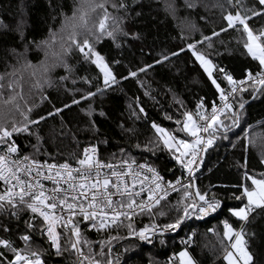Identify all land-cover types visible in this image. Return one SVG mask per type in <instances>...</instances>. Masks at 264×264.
<instances>
[{
    "label": "trees",
    "instance_id": "obj_1",
    "mask_svg": "<svg viewBox=\"0 0 264 264\" xmlns=\"http://www.w3.org/2000/svg\"><path fill=\"white\" fill-rule=\"evenodd\" d=\"M111 2L108 12L121 20L122 32L117 33L116 40L105 35L97 42L94 35L83 31L80 36L82 41L87 35L115 75L118 83L106 88L102 73L91 60L75 48L69 53L61 48L62 37L67 46L68 18L80 7L81 0H0V84L4 86L0 88V121L9 127L12 121H23L11 105L3 103L8 96L22 93L24 99L17 98L21 109L27 112L31 107L32 120L45 119L30 125L31 135H14L20 156L48 163L73 162L85 145L97 144L103 160L134 159L154 167L166 180H175L183 170L173 159L178 153L168 151L162 143L155 144L152 123L178 140L191 142L180 130L183 113H192L196 120L198 104L210 106L220 97L188 45L195 44L196 51L212 61L213 78L225 92L230 85L224 73L216 69L223 68L239 81L248 72H259V62L247 53L241 26H237L239 30L221 31L227 27L223 16L236 11L229 0H124L127 10L119 11L111 7ZM244 2L248 7H257L254 0ZM102 15L100 10L90 13L88 27L95 31L94 25ZM248 21L254 32L264 31V15ZM205 36L211 40L198 43ZM142 68L145 71H140ZM131 72L137 75L133 77ZM9 83L15 92L8 88ZM88 93L96 94L84 99ZM241 102L244 108L239 112ZM232 104L233 111L239 113L238 126L230 113L220 117L223 125L214 136L208 133L213 144L206 152L202 170L194 177L196 188L208 198L215 195L222 202L221 209L208 218L182 224L175 234L158 237L151 245L128 238L129 222L138 231L145 223L163 227L181 216L182 187L168 194L151 213L132 217L131 221L125 219L100 232L82 224V235L91 242V253L85 246V254L94 255L101 264L109 260L112 264H169L176 261L180 251L187 250L195 264H226L229 244L223 235V223L227 221L235 231L243 230L245 246L253 258L251 264H264V208L253 209L247 221H240L228 211L247 204L245 198H233L241 195L243 187H253L246 176L264 179V90L254 92L249 87L237 93ZM57 109L62 111L57 113ZM31 219L32 213L26 209L19 212L18 218L0 213V238L23 248L19 237L31 234L32 247L43 253L45 264H79L73 251L57 256L39 231H30L26 222ZM35 223L38 228L44 227L41 219ZM4 226L10 231L4 232ZM5 255L12 258L10 252Z\"/></svg>",
    "mask_w": 264,
    "mask_h": 264
},
{
    "label": "snow or ice",
    "instance_id": "obj_2",
    "mask_svg": "<svg viewBox=\"0 0 264 264\" xmlns=\"http://www.w3.org/2000/svg\"><path fill=\"white\" fill-rule=\"evenodd\" d=\"M109 2L110 0H102V2L81 0L80 7L74 10L72 17L68 18L67 27L70 31L67 34V46L63 42V37L61 43L64 53H69L72 48H75L85 58L91 60L103 74L106 88L118 83V81L104 56L93 48L87 35L82 41L80 36L83 31L94 35L97 42L105 35L113 41L116 40L117 33L122 32L121 20L108 12ZM229 3L236 11L234 13L229 11L223 16L227 27L222 28L221 31L239 30L237 26H241L242 33L246 34L244 47L251 58L259 62L261 70L255 74L248 72L246 79L237 81L230 74L225 73L223 68L216 69L224 73L223 78L230 85V90L225 92L217 79L213 78L215 65L203 53L196 51L195 44H189L188 49L191 50L196 61H199L208 79L219 93L222 107L218 108L213 105L211 114L198 111L196 116L203 123L194 120L192 113L187 111L183 113L185 120L180 130L195 138L192 143L183 139L178 140L173 133L155 122L151 125L155 130V144L159 146L162 143L168 151L178 153V155H173V159L188 172L189 176L194 175L196 170L194 166H198L200 152L206 151L207 147L213 144L212 138L205 141L200 133H209L210 137L214 136V131L223 125L220 116L229 113L233 118V124L238 126L239 115L233 111V104L229 102V96L235 98L237 93L242 94L248 91L249 87L254 92L264 90V31L256 33L248 24V20L253 16L264 15V0H254L255 5L260 10H257V7L246 6L244 0H229ZM111 7L119 11L120 9L127 10L128 6L124 0H119L118 3L112 0ZM98 10L102 11L103 15L99 19L98 25H94L95 31H93L92 28L88 27L89 15ZM77 12L79 16H77ZM109 21L112 22L111 25H109ZM123 34L127 35V33ZM214 35L218 36L219 33H214ZM204 40L210 41L211 37L205 36L198 43H203ZM47 43L46 41L45 44ZM209 47H211L210 43ZM178 54L173 53V55ZM167 59L168 57L165 56L164 60ZM157 62L161 63L162 61ZM65 67L67 68V65ZM45 70L47 69L45 68ZM140 71H145V69L142 68ZM130 75L135 77L137 73L131 72ZM2 80L3 77L0 76V81ZM257 85L259 87H256ZM3 87V84H0V88ZM8 88L15 92L11 83H9ZM98 91L103 90L98 89ZM95 94L88 93L84 99H89ZM17 98L19 100L24 99L22 93H16L3 100L5 105H11L23 117V121L20 123L12 121L11 127L0 121V181L5 186L3 192L0 193V213H8L17 218L22 210L26 209L32 213V219L26 222L28 229L39 231L41 236H46L50 248L55 250L57 256L70 249L78 256L79 264H101L94 255L84 252V247L87 246L91 253V242L83 237L82 224L100 232L112 225L122 224V217L131 221L132 217L138 214V211L139 213H151L161 200L167 198L169 189L179 191L176 185L181 183L180 180H177L175 184L165 182L164 177L148 164L137 165L134 159L131 161L123 160L119 165L101 162L98 158V149L95 146L83 150L82 158L77 160L79 167L76 168H73L69 163L42 164L27 155L21 157L14 135L23 133L31 135L30 125L39 124L45 117H40L38 120L30 119V113L33 109L28 107L27 112L23 111L17 102ZM25 103L27 102L25 101ZM73 103L78 104L79 101L73 100ZM65 107H71V105H65ZM197 107L203 109V102ZM239 108H244L243 102L239 104ZM60 111L62 109H57V113ZM140 111L143 112L144 109L141 108ZM166 118L171 119V117ZM176 123L180 124L181 122L177 120ZM224 127L227 126L224 125ZM210 129L213 131L210 132ZM145 150L151 149L146 148ZM105 168L110 170V175L102 173L101 170ZM126 177L131 178V184L125 179ZM245 178L251 180L254 187L251 189L243 187L241 195L233 198L236 200L246 198L247 204L243 207L228 209L231 215L240 221H247L253 208H264V179H256L251 176ZM43 181H50L53 187L46 188ZM137 185H139V191H136ZM183 187L185 190L182 198L184 201L183 214L174 222L165 224L160 230L161 235L167 231H176L186 219L193 216L196 219H203L212 213H216L222 207V202L215 195L208 198L207 193H201L198 189L193 194L191 183L185 184ZM144 192H147V201L138 200L137 198ZM114 197H118V199H114ZM57 210H59V214H57ZM36 219H42L44 227L38 228L35 223ZM126 227L130 236H135L139 240L149 243H151V237L159 229L158 225L152 224L151 226L145 225L137 231L131 222ZM223 228V235L225 239L231 242L232 249L226 251L224 257L227 264H251L253 258L245 246L243 230L235 231L227 221H224ZM3 231L9 232L10 229L4 226ZM19 239L24 244L23 248L16 247L9 239L0 238V264H45L43 253L32 247L33 237L31 234L21 235ZM163 242L161 240V243ZM184 243H188V241H184ZM103 247L104 244H101L100 255L104 254ZM6 252H10L12 258L6 256ZM178 261L179 264H193L192 258L186 250L178 253ZM108 264H112L111 260L108 261ZM170 264H176V261L173 260Z\"/></svg>",
    "mask_w": 264,
    "mask_h": 264
},
{
    "label": "built area",
    "instance_id": "obj_3",
    "mask_svg": "<svg viewBox=\"0 0 264 264\" xmlns=\"http://www.w3.org/2000/svg\"><path fill=\"white\" fill-rule=\"evenodd\" d=\"M248 24H249V21H248ZM247 74H248V73H247ZM253 74H255V73H253ZM246 78H247V75H246L245 78H243L242 80H244V79H246ZM233 100H234V98H233L232 96H229V102L232 103ZM213 105H215V106L218 107V108L222 107V103H221V101H220V97H219V99H218L215 103H213L212 105H210V106H204L203 109H199L198 111H205L206 113L211 114V110H212ZM198 111H197V112H198ZM197 112H196V113H197ZM195 116H196V114H195ZM223 116H224V115H223ZM220 117H221V116H220ZM196 120H197L198 123H203L202 121H199V119H198L197 116H196ZM200 135L203 137V139H204L205 141H207V140L209 139V138H208V133L201 132ZM194 140H195V138L193 137V138H192V142H194ZM192 142H191V143H192ZM91 146H95V147H97V149L99 150V147L97 146V144H88V145H85V146L83 147V150H84L85 148H87V147H91ZM83 150H81L82 154H83ZM203 153H204V151H201L200 154H199V158H198V160H199V162H198V166H194V167H196V170L199 168V165H200V163H201V159H202V157H203ZM82 154H81V156H80L79 158H82ZM21 157H23V156H21ZM79 158H78V159H79ZM98 158H99V160H100L101 162H104V163H113V164H116V165H119L123 160H126V159H122V160H103V159L101 158V156H100V151H98ZM78 159H77V160H78ZM77 160H75V161H73V162H62V163H55V162H49V163H48V161H44V160H36V161H38V162H40V163H42V164H43V163H48V164H63V163H69L73 168H76V167H79V165H78V163H77ZM129 161H131V160H129ZM136 164L138 165V164H147V163L136 161ZM148 165H149V164H148ZM134 167H135V165H134ZM196 170H195V171H196ZM101 171H102V173L105 174V175H110V170L107 169V168L102 169ZM148 175H150V174H148ZM161 176H163V175H161ZM163 177H164V176H163ZM113 179H114V178H113ZM125 179H127L128 182H129V184H131V178H130V177H126ZM177 180H180V181H181L180 184H177V185H176L177 189L182 188L183 185H185V184L191 183V184L193 185V188L191 189V191H192L193 194H194L193 176H189L188 172H187L184 168H183V170H182V172H181V176L178 177L177 179L170 181V180H166V179L164 178V181H165V182H172L173 184H175ZM43 183L45 184V187H46V188H49V189H50V188L53 187V185H52V183H51L50 181H43ZM0 184L2 185V191H1L0 193H2L3 190H4V187H5V186H4V184H3L2 181H0ZM136 191H139V185H137ZM168 192H169V194H170V193L173 192V191H172L171 189H169ZM114 199H118V197H114ZM137 199H138V200H145V201H147V192L142 193L141 196L138 197ZM157 206H158V205H157ZM157 206H156V207H157ZM156 207L153 208L152 211H153L154 209H156ZM137 211H138V210H137ZM144 213H148V212H144ZM57 214H59V210H57ZM140 214L143 215V213H139V211H138V214H137V215H134L133 217L139 216ZM213 214H215V213H212V214H210L209 216L204 217L203 219L208 218V217H210V216L213 215ZM41 220H42V219H41ZM121 220H122V222H123L125 219L122 217ZM193 220H202V219H196L195 216H193V217L190 218V219H186L185 222H184L183 224L188 223V222H191V221H193ZM152 224H156V225H158V226H159V229L157 230V233L151 237V243L153 242V240L157 239L158 237H162V236H165V235H169V236H170L171 234H175V233L179 230V229H177L176 231H167V232H164L163 235H161V234H160V230H162L163 227H162L161 225L157 224V223H145L142 227H140V229H142L145 225L151 226ZM140 229H139V230H140ZM58 230H59V229H58ZM139 230H138V231H139ZM44 237H45V239L47 240L46 236H44ZM128 238H130V239H134V240H136V241H139L140 243L145 244V245L150 244V243L147 242V241H141V240H139V239H138L137 237H135V236H128ZM52 250L55 252L54 249H52ZM76 257L78 258L77 255H76ZM169 264H170V263H169Z\"/></svg>",
    "mask_w": 264,
    "mask_h": 264
},
{
    "label": "water",
    "instance_id": "obj_4",
    "mask_svg": "<svg viewBox=\"0 0 264 264\" xmlns=\"http://www.w3.org/2000/svg\"><path fill=\"white\" fill-rule=\"evenodd\" d=\"M240 110L241 109H239V112H240ZM238 115H239V113H238ZM211 148V146H209V147H207V150L206 151H204V153H203V157H202V159H201V163H200V165H199V168L194 172V175H193V184H194V193H195V191L197 190V188H196V184H195V181H194V177H195V175L197 174V172H200L201 170H202V168H203V166H204V162H205V155H206V152L209 150ZM220 210V209H219ZM218 210V211H219ZM153 243V242H152ZM152 243H150V244H148V245H151Z\"/></svg>",
    "mask_w": 264,
    "mask_h": 264
},
{
    "label": "rangeland",
    "instance_id": "obj_5",
    "mask_svg": "<svg viewBox=\"0 0 264 264\" xmlns=\"http://www.w3.org/2000/svg\"><path fill=\"white\" fill-rule=\"evenodd\" d=\"M198 63H199V61H197ZM99 72H100V70H99ZM102 76H103V74H102ZM104 81V80H103ZM184 121V120H183ZM224 129H227V128H224ZM183 134H185L187 137H188V139L189 138H192V136H190L188 133H186V132H184ZM186 142H188V143H190V141L189 140H185ZM254 187V186H253ZM246 199V198H245ZM246 203H247V199H246ZM185 251V250H184ZM187 251V250H186ZM190 255V254H189ZM191 257V256H190ZM192 258V257H191ZM192 261H193V264H195V262H194V260L192 259ZM176 262H177V264H179V261H178V255H177V257H176Z\"/></svg>",
    "mask_w": 264,
    "mask_h": 264
},
{
    "label": "crops",
    "instance_id": "obj_6",
    "mask_svg": "<svg viewBox=\"0 0 264 264\" xmlns=\"http://www.w3.org/2000/svg\"><path fill=\"white\" fill-rule=\"evenodd\" d=\"M249 26H250V25H249ZM250 28H251V27H250ZM259 66H260V65H259ZM201 68H202V67H201ZM192 138H193V137H192ZM192 138H191V139H192ZM191 142H192V140H191ZM191 142H190V143H191ZM253 209H255V208H253ZM251 213H252V211L250 212V214H251ZM250 214H249V215H250ZM237 232H238V231H237ZM224 238H225V237H224ZM226 241H227L228 244H229V249H228V250H232V249H231V242L228 241L227 239H226ZM232 242H234V241H232ZM228 250H227V251H228ZM225 255H226V254H225ZM224 257H225V256H224ZM224 260H225V259H224ZM225 263L227 264V261H226V260H225Z\"/></svg>",
    "mask_w": 264,
    "mask_h": 264
}]
</instances>
